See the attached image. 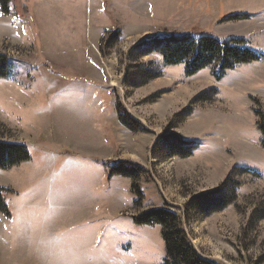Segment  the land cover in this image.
I'll list each match as a JSON object with an SVG mask.
<instances>
[{"label": "rangeland", "instance_id": "374dc122", "mask_svg": "<svg viewBox=\"0 0 264 264\" xmlns=\"http://www.w3.org/2000/svg\"><path fill=\"white\" fill-rule=\"evenodd\" d=\"M76 1L0 9V54L11 61L0 140L30 153L0 170L11 213L0 214V264H163L161 228L133 222L155 208L180 215L204 259L264 264V0H104L98 27L88 0ZM193 29L263 57L217 81L213 68L187 77L137 49ZM121 164L138 178L104 167ZM197 197L205 202L187 207Z\"/></svg>", "mask_w": 264, "mask_h": 264}, {"label": "trees", "instance_id": "16d2710c", "mask_svg": "<svg viewBox=\"0 0 264 264\" xmlns=\"http://www.w3.org/2000/svg\"><path fill=\"white\" fill-rule=\"evenodd\" d=\"M9 3L10 0H0V9L5 14L10 11ZM25 9L27 10V6ZM137 49L141 50L142 55L145 56L153 53L159 54L166 66L183 65L187 77H194L205 69L213 68L214 77L217 81H221L228 71L235 69L237 66L258 62L263 57L246 47L243 40L220 41L208 29H193L189 34L183 36L149 37L141 42ZM10 65V58L0 54V80L8 77ZM155 78L157 76H148L146 80L149 81ZM200 99L203 100V98ZM261 131L264 138V128ZM182 144L187 143H174L175 151L182 154L181 157L184 158L191 156V150L182 147ZM28 161H30V153L26 145L7 143L0 140V170H10ZM104 167L110 176L120 175L132 179L138 178L137 166L116 165L110 169L112 170L111 174L108 168ZM138 189L137 191L135 186L132 187V191L137 197L143 195L140 187ZM6 192L9 191L0 187V214L11 216L4 198ZM218 192L219 190L213 192L210 196H214ZM210 196L207 195V197ZM200 200L201 197L192 199L187 207L193 204L200 206V203L205 202ZM213 205L218 206L215 211H222L227 203L226 201H219L218 204ZM206 208H211V206ZM133 222L138 226H159L161 228L165 246L163 264H216L204 259L197 252L185 232L182 218L177 212L168 208H155L144 212L138 217H133Z\"/></svg>", "mask_w": 264, "mask_h": 264}, {"label": "crops", "instance_id": "0c3cea01", "mask_svg": "<svg viewBox=\"0 0 264 264\" xmlns=\"http://www.w3.org/2000/svg\"><path fill=\"white\" fill-rule=\"evenodd\" d=\"M77 1H76V3H77ZM110 2H111V0H110ZM108 4H109V1H108ZM88 8H89V13H91V14L94 13L96 15L95 23L93 25L94 27H98V24L103 22L102 19L105 20L108 18V16L106 15V13L104 11V9H105V1L104 0H88ZM48 11L53 12V9H49ZM52 12H48L47 16H45L43 14L44 18L48 17V14H50ZM40 18H42V16H40ZM93 30H95V28H93ZM102 32H103V30H99V33L94 35V38H96V42H98V43H96L97 46L100 45Z\"/></svg>", "mask_w": 264, "mask_h": 264}]
</instances>
